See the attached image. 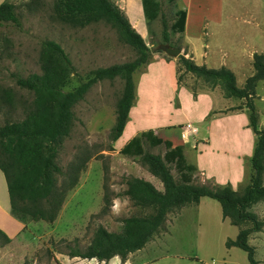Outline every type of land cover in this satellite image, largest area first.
Wrapping results in <instances>:
<instances>
[{
  "label": "rangeland",
  "instance_id": "374dc122",
  "mask_svg": "<svg viewBox=\"0 0 264 264\" xmlns=\"http://www.w3.org/2000/svg\"><path fill=\"white\" fill-rule=\"evenodd\" d=\"M157 1L161 11L156 19L148 23V36L144 39L151 58L133 75L138 95L132 111L133 118L122 135L112 141L109 130L115 121V108L123 81L119 77L104 79L90 87L83 100L73 107L75 120L56 160L62 171L58 175V185L65 187L76 179L75 186L67 190L56 219L51 223L28 220L20 229L17 220L0 210V230L10 238L9 242H5L0 235V264L108 263L70 257L66 246L75 243L84 248L99 225L109 231L122 232V218L146 212L134 206L127 197L117 196L126 188L128 177L151 175L138 156L119 152L131 134L150 126H165L157 129L162 144L152 146L144 139V150L160 155L174 150L175 155L183 156L181 151L173 148L179 146L178 126L184 123L185 118L204 115L212 103L240 101L243 108L244 100L221 98L220 101L210 102L189 94L190 90L221 88L210 87L192 73L184 72L178 57L168 56L158 49L160 44H168L179 47L183 52V48L186 50L183 38L198 47L201 40L196 24L203 15L209 16L207 6L212 0H193L191 15L194 24L187 36L173 33L170 25L175 11L186 10L189 0ZM224 1L226 6H230L231 17L243 19V12L252 11L255 0ZM11 3L15 5L21 27L9 22L0 26V126L23 119L32 108L33 92L19 87L15 78L42 73L40 52L44 40L58 43L75 69L65 90L78 86L94 69L131 61L137 56L135 49L124 42L118 30L105 20L79 27L58 17L57 0H11ZM129 3L131 8L137 7L132 0ZM154 55H159L166 62H157ZM170 61L174 64H167ZM147 66L148 71L144 69ZM253 101L258 113V128H264V80L258 82ZM229 110L233 112L235 108ZM229 120L237 122V127L243 132L240 133L243 154L236 175L219 183L215 178H204V174L198 171L193 172L194 181L212 188L229 185L241 191L252 175L250 158L257 135L250 126L246 108L244 113ZM170 171L179 180V173L173 165H170ZM151 179L155 187L163 190L156 177ZM252 210L264 220V202L254 205ZM239 229L228 219H223L216 200L203 197L198 205H187L178 212L170 213L164 228L142 250L133 254L131 261L133 264H249L245 251L225 245L227 239L236 238ZM248 242L255 247L258 264H264V227L262 231L250 234ZM112 261L108 264H120L118 257Z\"/></svg>",
  "mask_w": 264,
  "mask_h": 264
},
{
  "label": "trees",
  "instance_id": "16d2710c",
  "mask_svg": "<svg viewBox=\"0 0 264 264\" xmlns=\"http://www.w3.org/2000/svg\"><path fill=\"white\" fill-rule=\"evenodd\" d=\"M141 2L148 25L158 17L161 5L157 0ZM56 8L62 21L79 27L105 20L118 30L124 42L135 49L137 56L131 61L94 69L78 86L65 90L75 69L58 43L44 40L40 52L42 73L15 78L19 87L33 92V104L23 119L0 126V170L6 180L11 213L24 224L28 220L53 222L67 190L75 186L76 179L68 186L58 185V175L62 171L56 161L75 120L73 107L83 100L97 81L119 77L123 81V89L116 103L114 124L109 130V138L117 140L124 131L135 96L133 73L151 58V51L143 37L112 0H57ZM185 20L186 10H176L171 31L183 32ZM5 22L21 27L13 3L0 4V26ZM178 62L184 72L192 73L210 87L219 86L224 97L244 100V107L249 111L250 126L257 135L250 158L252 175L249 183L241 191L229 185L212 188L198 184L194 181V167L182 155H175L174 150H167L163 155L145 151L142 145L144 139L152 146L160 145L162 139L151 130L143 132L131 138L119 152L138 156L147 171L162 183L163 190L142 177H128L125 180L126 188L117 196L127 197L134 206L146 212L122 218V232L97 226L90 243L84 248L68 243L66 247L70 257L107 262L118 256L124 261L164 228L170 213L209 197L220 204L223 219L240 227L235 239H227L226 247L242 249L249 264H258L255 247L248 242V238L264 227V220L252 210L254 205L264 202V128H258V113L253 101L258 82L264 80V53L253 54V73L246 78L242 87L237 86L234 73L224 66L215 69L197 65L184 54L178 56ZM170 165L178 171L179 180L172 175ZM104 199L107 201V196ZM0 235L5 242L10 241L2 230Z\"/></svg>",
  "mask_w": 264,
  "mask_h": 264
},
{
  "label": "crops",
  "instance_id": "0c3cea01",
  "mask_svg": "<svg viewBox=\"0 0 264 264\" xmlns=\"http://www.w3.org/2000/svg\"><path fill=\"white\" fill-rule=\"evenodd\" d=\"M112 1L124 11L131 25L145 39L148 36V25L143 13L141 0V3L139 0H132L136 3V8L130 7L129 2L131 0ZM3 2L11 3V0H0V4ZM253 4L252 11L243 12V19H237L231 17L230 6H226L224 0H212L207 6L209 16L203 15L196 24L198 38L201 40L199 46L195 47L183 38L182 44L186 47V50L183 48L182 54L185 57L188 56L187 58L193 60L197 65H205L208 68L215 69L224 66L230 69L235 75L237 86L242 87L246 78L253 73V54L264 53V0H255ZM193 8V0H189L186 7L185 27L184 31L180 33L181 36H187L191 26L194 24V22L192 23L191 15ZM246 15H249L248 19H246ZM154 58H157V62H166L159 55H154ZM167 64L174 63L170 61ZM148 66L144 68L147 71L149 70L147 69L149 68ZM174 72L176 73L175 70ZM184 86H187V84ZM136 89L135 85V96L126 125L133 118L132 111L135 109L138 96ZM190 92L189 94L195 96L197 99L205 98L210 102L226 98L222 90L217 87L209 90H190ZM240 103V101L228 102L227 104L212 103L204 115L194 119L187 117L183 124H179L178 133L180 142L178 148L173 149L183 153L187 163L194 167L195 173L200 171L204 174V178H215L219 183H224L236 175L240 166L241 155L243 154L240 139V133L243 132L237 127V122L230 121L229 119L245 112L244 104L243 108H241ZM232 107L235 108L233 112L229 110ZM206 119L209 120L207 121ZM192 122L195 124H192ZM186 123H190L192 127H195L196 132L190 133L185 127ZM160 127L165 126H158L157 128L150 126L146 130H135L129 140L149 130L159 137L157 129H161ZM151 177L152 175H149V177H144V179L153 184ZM7 196L6 180L0 170V210L7 213L11 218H14L10 210V203L8 202L9 197ZM14 219L17 220L16 218ZM18 222L20 229H23L24 223ZM140 250L130 253L124 261L115 256L108 263L118 257L120 264H133L131 258L133 254H136Z\"/></svg>",
  "mask_w": 264,
  "mask_h": 264
},
{
  "label": "water",
  "instance_id": "95a60500",
  "mask_svg": "<svg viewBox=\"0 0 264 264\" xmlns=\"http://www.w3.org/2000/svg\"><path fill=\"white\" fill-rule=\"evenodd\" d=\"M158 49L171 57H178L179 55H182V51L179 47H174L168 44H160Z\"/></svg>",
  "mask_w": 264,
  "mask_h": 264
},
{
  "label": "built area",
  "instance_id": "2783aa9c",
  "mask_svg": "<svg viewBox=\"0 0 264 264\" xmlns=\"http://www.w3.org/2000/svg\"><path fill=\"white\" fill-rule=\"evenodd\" d=\"M185 127L189 130L190 133H195V127H192L190 123H186Z\"/></svg>",
  "mask_w": 264,
  "mask_h": 264
}]
</instances>
